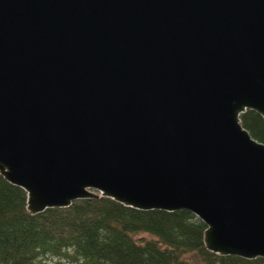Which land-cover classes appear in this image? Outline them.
I'll use <instances>...</instances> for the list:
<instances>
[{"label": "water", "instance_id": "95a60500", "mask_svg": "<svg viewBox=\"0 0 264 264\" xmlns=\"http://www.w3.org/2000/svg\"><path fill=\"white\" fill-rule=\"evenodd\" d=\"M264 0H0V175L35 216L188 211L264 259Z\"/></svg>", "mask_w": 264, "mask_h": 264}, {"label": "trees", "instance_id": "16d2710c", "mask_svg": "<svg viewBox=\"0 0 264 264\" xmlns=\"http://www.w3.org/2000/svg\"><path fill=\"white\" fill-rule=\"evenodd\" d=\"M240 121L264 144L259 114L246 111ZM26 200L0 175V264H264L208 252L206 227L188 211H139L99 198L30 216Z\"/></svg>", "mask_w": 264, "mask_h": 264}]
</instances>
